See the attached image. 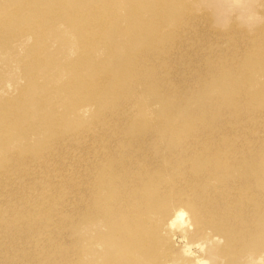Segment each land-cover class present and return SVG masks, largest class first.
Returning a JSON list of instances; mask_svg holds the SVG:
<instances>
[{"label": "bare ground", "instance_id": "6f19581e", "mask_svg": "<svg viewBox=\"0 0 264 264\" xmlns=\"http://www.w3.org/2000/svg\"><path fill=\"white\" fill-rule=\"evenodd\" d=\"M2 1L0 0V12L6 16L3 17L4 19H0L1 44L6 42V45L10 44L15 34L20 35L22 30L26 29V32L36 37L34 45L39 47L43 39L42 33L47 28L57 27V24L61 22L70 28L69 32L74 37L73 41H75L80 51L76 58L71 60L74 65L69 68V70L75 71L74 76L77 82L68 84L64 89V93L71 98H77V100L70 103L69 108H63L64 112L78 113L79 102L82 103L90 97L95 101L96 115L99 117L109 116L108 112H117L119 108H123V112H120L119 117L123 115L127 121L125 124L121 121L123 125L118 123L107 134L105 130L96 133V139L100 141L116 140L117 144H108L109 167L104 168L108 160L99 164L98 167H95L94 164L89 165L90 174L88 178L96 176V172L102 168L104 169L101 175H108L102 178H100V175L97 177L100 179L96 186L95 197L92 195L94 178L90 180L92 188H88L86 185V189H89H87L88 192L84 190L83 186H79L78 190L75 191V221L73 219L74 215L70 214L73 216V222L68 224L69 226L66 229L64 227L65 230L62 231L68 233L69 241L66 242V246L60 244L55 246L53 240H48L49 242H46V244L41 240L42 247L37 248V252H35L38 254L35 257L36 264H95V259L92 258V254L95 252L114 254L101 264H108L110 261L119 264H144L145 260L148 264H173L170 259L163 260L166 255L174 251V234L169 236L165 232L175 211L180 208L186 209L190 214L194 225L192 230L195 233L205 236V232L207 235L210 231L209 237L218 235L227 238V249L224 251L222 248L224 253L236 246H242L244 249H249L251 246L248 261L251 264H256L257 259L264 255V50L260 52L258 49H254L252 53L249 50L248 55L251 57L249 64H241L244 77L241 81H244L243 83H233L232 85L229 83V86L224 84L219 91L218 96L221 97L220 99L212 95V89H210L212 94L208 92L205 98H201L205 99L202 101L192 92L188 95L186 92H178L176 95L171 94L170 90L176 89L178 91L179 87L173 86L176 88H172L168 85L167 75L162 77L160 71L156 70V72L151 67L142 68L147 65L148 61L151 62L150 59L155 55V51L163 39L171 41L175 38V33L178 31L174 32V29L169 27L172 24L175 27L177 22L182 20H185V24L188 22L187 17L190 14L187 10L189 8L184 5L182 0H175L176 12L171 8L172 0H154L149 4H145L148 0H82V3L78 6L75 5L73 0H28L29 3L16 0L14 4L11 3V0ZM13 5L16 7L14 11H12ZM28 9L31 11L33 20L23 23L22 16L29 12ZM119 9L125 10L122 17L117 14ZM82 12L88 17V22H82L78 19ZM193 15L195 16V14ZM68 16H75L76 19L69 20ZM175 16L178 19L177 22H173ZM188 25L191 24L188 22ZM125 41L130 43L131 46L124 44ZM237 42L239 43V41ZM164 43L165 47L169 44H166V41ZM70 44L72 43L69 40ZM170 45H173V43H170ZM175 45L177 44L175 43ZM260 47L262 46L260 45ZM246 50H241V54L242 51L245 52ZM227 51L225 52L227 53ZM177 52H179L178 49ZM101 53H106V57L100 55ZM99 55L101 57H98ZM174 60H178V58ZM30 62L32 63L28 64L27 68H39L37 59H31ZM142 62L144 64H141ZM84 64H88V67H90V74L85 78L82 71L85 68ZM111 64H116L117 69L111 67ZM178 64L177 67H179ZM57 68L60 69V66L58 65ZM215 72H212V79H215L218 74L219 77L225 78L235 76L234 71L228 68ZM179 75L181 74L179 73ZM49 81L48 78L40 82L33 77V83L37 87L30 88L29 86L24 93L36 92L38 94ZM130 82L136 84L140 95H138V90L131 91L132 89L127 86ZM207 83L210 87L212 82L208 81ZM37 97L34 100V105L40 113L54 106L53 102L56 99H63L60 94L52 98L46 94H43L39 99ZM176 98L184 102V104L182 102L184 110L181 112L184 113L185 117L176 119L180 114L178 111L164 112L166 114L160 117L158 112V114H155L153 108L155 104L163 108H173L176 106ZM21 99L26 100L24 97L19 100ZM140 99H145L141 106L138 101ZM242 99H245V104L241 103ZM223 101L227 102L230 108L250 109L256 108L260 103L262 108L248 111L247 120L242 119L241 123L238 124L208 123L206 119L209 118L210 108H216L217 110L218 103L223 108ZM6 104L8 106L0 108V116L10 118L11 121L8 124L15 121L12 125L8 126L7 124L5 127V129L13 132V126L18 121L23 122L26 120L21 118V111L24 108L19 107L23 103L20 101L18 105L14 106L12 102ZM135 105L140 107L137 109L141 110L140 117L144 120L142 123L134 124L131 122V112L136 109V107H133ZM212 110L214 111V109ZM221 111L223 112V110ZM216 113L218 115V111ZM225 120L227 121V119ZM38 121L42 123L40 129L48 135V143L52 140H55V144L61 143L77 132L75 119H64L63 115L57 116L54 111H51L49 115H42ZM46 123L54 124L52 129L46 130L43 128ZM124 143L126 144L124 146L126 150H122ZM126 151L127 153H125ZM14 153L8 154L4 157V160H1L0 170L9 163H12L11 167L16 166L18 169L20 166L26 165L29 166L28 169L25 168L27 178L22 180L19 177L20 179H18L19 174L17 173L20 171L14 172V170H11L12 168H7L0 172V186L2 189H8L10 186H14L12 185L14 182L20 181L17 186L26 192L28 190L30 192L31 189L32 192L29 197L33 201L36 194L40 195L42 193H36L35 191V194L33 193L34 187L37 188L38 184L36 182H38L40 174L35 178L30 176L28 181L27 179L43 159L35 162L37 163L35 168V164L31 160L34 157L30 158L32 154L23 156L20 152ZM39 156L41 158L42 155ZM91 170H94V172H91ZM4 178H7V180L5 181ZM45 179L49 180L48 177ZM56 181L57 179L54 181L55 185ZM59 182L61 181L59 180L57 185ZM42 183L39 184L42 185ZM61 183L64 184V181ZM50 184L54 186V184ZM41 185L39 186L41 187ZM45 188H47L46 185ZM26 194L29 198L28 193ZM65 196L67 197L66 194ZM25 197L26 195L22 198ZM39 199L41 200H37L42 201V198ZM37 200L33 209L32 206H29L31 207L30 212L43 209V207L37 206L42 203H37ZM59 200L61 202L60 198ZM53 202L55 203L54 199ZM63 203L61 202V204ZM47 206L50 207V205ZM7 209L9 211V208ZM7 209L5 208L6 213L2 215V218L8 215ZM51 213L50 215H55ZM69 218L63 216L61 219L64 221L69 220ZM52 222L56 221H53L52 218L45 220V223L49 225H52ZM69 222L71 221L69 220ZM24 226L26 225L24 224ZM60 226L62 227V225ZM82 228L88 229L91 233L98 231V236L90 241L88 246L83 244L87 239L85 233L80 230ZM44 229L46 230V227ZM25 233L28 234L29 232ZM188 233L189 231L186 233L187 236ZM98 238L100 239L96 246L94 242ZM81 244L83 250L80 251ZM246 244H250L249 248L244 247ZM47 245L51 247L50 250L48 249L49 251L45 249L48 248ZM103 246L106 250L103 249ZM90 249L91 251L88 253Z\"/></svg>", "mask_w": 264, "mask_h": 264}, {"label": "rangeland", "instance_id": "374dc122", "mask_svg": "<svg viewBox=\"0 0 264 264\" xmlns=\"http://www.w3.org/2000/svg\"><path fill=\"white\" fill-rule=\"evenodd\" d=\"M17 1L29 3L28 0H17ZM73 1L76 6L82 3V0H76V1L73 0ZM153 1L154 0H148V2L145 4H149V2L151 3ZM182 1L184 5L188 6L189 8L187 11H188V14H190V16L187 17L189 19L187 20L191 25L189 26L188 22L185 24V20H182L181 22H177L178 19L175 16L173 18L174 20L173 22H177V24L175 27H173V24H172L171 25L172 27L170 26L169 28H173L174 32L178 31L175 33L176 39L174 38L171 41H169L168 39H163L161 44L157 47L155 51V55L152 58L154 61L150 59L151 62L148 61L147 65L146 66L144 65L145 67L143 66L142 68L151 67V69L155 71L156 70L160 71V74L162 75V77L163 76L166 77L167 75L166 80L168 81V85H170L172 88H176L173 86L179 87L177 89L178 91H176V89L170 90V93L173 95H176L178 92L179 93L186 92L188 95L189 93L192 92L193 94L197 96L198 99L204 101L205 99H201V98H205V96H207V93L209 92L210 94L213 93L212 95H215L216 97H219L220 99L221 97L218 96L219 91L224 84H227V86H229V83L232 85L233 83L237 84V83L244 82V81H241L244 79L243 69H242L243 67L241 66V64L243 65L249 64V61L251 60L250 55H248L249 50L251 51L250 53H252V50L254 49H258L260 52L264 50L263 49L264 48L263 47L264 46V43H263L264 42V0H182ZM14 2H16V0H11L12 4H14ZM171 8L174 12L177 11L175 0L171 1ZM15 9L16 7L13 5L12 11H14ZM117 14L122 17L125 14V10L119 9ZM193 14H195V16ZM0 16H1L0 19H4L3 17L6 15L0 12ZM22 17H23L22 20L24 21L23 23H27L33 20V18H31V11L25 13ZM68 18H70L69 20L76 19L75 16H68ZM78 19L82 22H88L89 20L84 12H82V14L78 17ZM66 20L68 19L66 18ZM12 22L14 23V20ZM29 24H32V23H29ZM29 24H26V25H29ZM192 28L194 29L192 30ZM69 29L70 28L67 27L65 23L63 22L58 23L57 27L47 28L42 33L43 39L41 40L39 47L34 45L36 37L30 34L29 32H26L25 31L26 29H23L20 35L15 34L10 44L6 45L7 42L4 44L0 43V108L2 106L3 107L8 106V104H6L7 102H12L14 106V105H18L19 102L22 101L23 103L22 106H19L21 108H24L22 109L23 112L21 111V118L26 119L23 122L18 121L13 126L14 131L10 132V130L5 129L6 125L11 121L10 118H7V117L2 118L0 116V162L1 160H4V157H6L8 154H13L14 152H20L23 154V156L25 155L30 156L32 154L30 158L34 157L31 160H33L32 162L35 164V168L37 165V163L35 162H37L39 159H43V160L41 164H39L38 167L30 173L27 181L29 180L30 176H33V178H35L39 174H40L39 175L40 178L38 182L42 180L39 183H42L43 180L47 177L51 181L50 182L49 180L45 179L42 185L36 182L38 184V185L36 184L38 189L35 186L34 187L35 190L33 189V193L35 194V192L36 193L42 192L40 193V195L36 194V198L38 195L37 199L41 200L39 198H42V201H38L36 198H34V200L32 201V198L29 197L32 192L31 189H30V192H28L29 190L27 192L24 190L22 191L21 188L17 186L18 182L20 184V181L14 182L12 184L14 186H10L11 188L9 187L8 189H2V187L0 186V190L2 189V192L0 193V264H36L35 257L38 254H36L35 252H37V248L42 247L41 240H43L45 244L46 242L47 243L49 242L48 240H53L55 246L59 244L66 246V242L69 241V235L66 231H65L66 233L65 232L63 233L62 231L65 230L66 227L69 226L68 224L73 222V219L75 221V214H76L75 212V203H76L75 191L78 190L80 185L83 186L85 191L88 188H92L91 186L92 183H90L91 182L90 180L94 178L92 195L93 197H95V190H96V186H97L99 179L108 175V174L101 175L103 169L106 167H109L108 164L110 160V155L107 149V147H109L108 144H111V145L117 144L116 140L115 141H111V140L100 141L96 139L95 138L96 133L98 131L105 130L107 134L108 131H110L118 123L125 124L127 122L124 119L123 115L119 117L120 112L121 113L123 112V108H119L117 112L114 111L115 113L108 112L107 114H109V116L106 115L105 117H99L98 115H96L97 108L94 105L95 101L90 97H88L87 100L82 103L79 102L80 104H78L79 105L78 113L72 114V112L70 111L64 112V110H62L63 108H69L70 107L69 104L77 100V98H71L68 94L64 93V89L67 87L68 84L77 82L74 76L75 71L69 70V68L72 65H74L72 64L71 60L76 58V56L79 54V51H80L79 48H77L75 41H73L74 37L69 32ZM184 29L186 30L184 31ZM190 31L191 32L193 31V32L191 33ZM185 32L188 34L186 35ZM189 34H191L193 37H190L191 35ZM181 35L182 36L184 35V36L182 37ZM177 38H178V41L180 39L179 42L181 44L178 41H177L178 43L176 42ZM184 39H185V42H184ZM69 40L72 43L70 45H69ZM252 40L255 41L256 43L255 45H254V41L252 42ZM165 41H166V44L169 43L166 45V47L164 45ZM237 41H239V43ZM259 41L261 44L259 43ZM170 43H173V45H170ZM175 43L177 45H175ZM124 44H126L129 47L131 46V44L128 43L127 41H125ZM218 44L220 45L218 46ZM238 44L240 45L242 44L241 45L242 47ZM236 45L240 46L239 47L240 49ZM260 45L262 47H260ZM160 46L162 47L160 48ZM233 48L234 49L238 48V49L235 51ZM177 49L179 52H177ZM231 49L232 51H230ZM245 49L247 50L245 52L242 51V54H241V50H245ZM258 50H255V51L257 52ZM225 51H227V53ZM238 52L240 53L238 54ZM174 53H176V55H174ZM100 55H104L106 57V53L104 54L101 53ZM100 55L98 57H101ZM189 57H190V60H189ZM177 58L178 60H174ZM31 59L38 60L39 62L38 69L27 68L28 64L32 63L30 62ZM181 59H182V62H181ZM236 61L238 62L236 63ZM176 62L181 64V65L178 64V66L181 68L177 67ZM185 62L186 64H184ZM141 64H144V62H142ZM182 64H183V67L186 68L185 70L182 67ZM58 65L60 66V69L57 68ZM115 66L117 65L111 64V67H114V69H117V67ZM84 67L85 68L82 69V71H83V77L85 78L90 74V67H88V64H84ZM223 68H228L229 70L234 71L235 76L230 77V78L229 77L225 78L221 76L222 77L221 78L219 77V74H218L215 77V79H212L213 78L212 72L222 70ZM179 73L181 75H179ZM188 75L190 78L188 77ZM33 77L37 78V80H39L40 82L48 78L50 79V81L45 84V87L41 89L38 94L36 92H32V93L28 92L25 94L24 92L29 88V86L30 88L37 87V85L33 83ZM208 81L212 82L210 87L208 86V83H207ZM189 85L193 87L191 88V86ZM127 86L132 89L131 91L138 90L136 88V84L134 85L133 82H130ZM194 89L197 91H195ZM210 89H212V93L210 92ZM250 91H251V88H250ZM137 92H138V95H140L139 90ZM43 94H46L50 98L56 97L58 94H60L63 96V99H56V101L53 102L54 106L48 109H45L43 110V113H40L37 110V108H35L34 100L36 99L37 95H38L37 99H39V97H41ZM21 97L26 98V100L25 101L23 99L19 100ZM175 100H177L176 101L177 107L175 106L173 108H163L155 104V106H153L155 114L158 112L159 114L158 113L157 114L160 117L166 114L164 112L172 113V112L178 111L180 114L178 117H176V119H181L182 117H185L184 113L181 112L184 110V106H183L184 102L182 100H178V98H176ZM244 100L245 99H242L241 101L242 104H245ZM138 101L140 102L139 105L141 106V104L145 101V99L144 100L140 99ZM156 106L159 108H157ZM222 106L223 108H221V104L218 103L217 110L216 108H210L211 112L208 115L209 118L206 119L208 123L210 124L228 123V125L238 124V123H241L242 119L244 121L247 120L248 111L255 110V109L258 110L259 108H262L261 103L258 104L256 108H250V109L249 108H244V109L243 108H230L228 106V103L225 101L222 102ZM133 107H136V109H134V111L131 112V119H132L131 122L134 124L142 123L144 120L140 117L141 110L137 109L140 107L137 105ZM212 109H214V111ZM221 110H223V112ZM51 111H54L57 116L63 115L64 119H69V120L75 119L76 120L75 125L77 127L76 134H74V136L69 134L71 137L68 140H64L61 143L55 144L56 143L55 140H52V142L50 141V143H48L47 141L48 135H46L44 130L40 129L42 123L39 122L38 119L42 115H49ZM128 111L130 110L128 109ZM216 111H218V115ZM213 114H216V115H213ZM225 119H227V121ZM14 122L15 121H12L11 124H8V126L12 125ZM53 125L54 124L46 123L43 126V128H45L46 130L52 129ZM103 125H106V126H103ZM112 135L114 134L112 133ZM68 142L69 144H67ZM125 145L126 144L124 143L122 150H126L124 148ZM125 153H127V151ZM39 155H42L41 158H39L40 157ZM78 158H79V161H78ZM106 160L108 161L105 164L104 168L100 169V171H97L96 176H91L90 178H88L90 174L89 165L94 164L95 167H98L99 164L103 163ZM29 161H26V162H29ZM75 162L78 164H76ZM11 165L12 163L7 164V166L4 167L2 170L7 169V168L9 169L12 168L11 170H14V172L20 171L19 173H17L19 174L17 177L18 179H20L19 177H21L22 180L27 178L26 169H28L29 166L22 165L19 167L18 165L20 169L19 170L18 168H16V166L11 167ZM2 170H0V172ZM91 172H94V170H91ZM24 174L26 175V177ZM99 175H100V178L98 179L97 177ZM0 178H1V174H0ZM56 179L57 181L55 182L56 183L55 185L54 181ZM4 180L6 181L7 178H4ZM59 180L61 182L64 181V184L65 185L67 184L66 187L61 182H59V184L57 185ZM66 181L68 183H65ZM49 182L54 184V186L51 185ZM15 183H16V186H15ZM39 185H41V187ZM45 185L47 188H45ZM74 185H77V186H74ZM86 185L88 187L87 189H86ZM57 186L58 187L60 186L62 188L60 187L58 188ZM42 187L44 188V190ZM47 189H50V190H47ZM66 190H68L67 191L68 193L66 192ZM73 190L74 192H72ZM88 190L86 192H88ZM23 192L28 193L29 198H27V194L26 193L24 194ZM51 192L52 193L56 192L55 194L58 196H56L53 193V197H54L53 198ZM65 194L67 195V197L65 196ZM25 195L26 197L22 198ZM50 198H51V201H50ZM52 198L54 199L55 203L53 202ZM59 198L61 199L62 203L64 200L67 203L64 201V203L61 204ZM36 200H37V203L42 202L41 204H38L37 206L39 207L41 206L43 207V209L41 210L39 209V211L31 210L32 212H30L31 207L29 206H32V209H33L36 204ZM31 201L34 202L33 205H31L32 204ZM51 204L53 207L51 206ZM47 205H50V207ZM58 207L59 209H57ZM5 208L6 209L9 208V211L7 209L9 213H7L8 214L7 216L2 218L3 217L2 215L6 213ZM60 210L61 211L63 210V211L61 212ZM3 211L4 213H2ZM50 213L51 214L54 213L56 216L50 215ZM70 214L71 215L73 214L74 218ZM61 216L62 217L65 216L68 218L70 217L69 220L71 222H69L68 219L63 221V219H61L62 218ZM56 217L58 218L56 219ZM44 218L45 220L47 218H52L53 221H56V222H52L53 224L49 225L48 223H45ZM37 219H39L40 221ZM30 223L32 224L33 227L31 226ZM24 224L27 227L24 226ZM29 224L30 226H28ZM63 224L64 225L67 224V225L64 226ZM60 225H62V227ZM42 226L43 227L45 226L46 230L44 229L45 227L43 228ZM59 226L61 227V229L59 228ZM25 228L27 229L25 230ZM48 229H50V231L54 233H51L50 231H48ZM80 230L83 233H85V238L87 239V241L83 243L85 246H88L89 242L93 241L95 237L98 236V231H95V233L94 232L91 233L86 228H82ZM27 231L29 232L28 234L25 233ZM43 231H46V232H43ZM36 233L38 234L39 238L37 237ZM165 233H167L169 236L174 234L173 237L175 236L177 237V239L173 238L174 251L166 255V257L163 260L165 261L167 259H170L173 262V264H195V258L185 257L181 251L183 247V245L179 241V237L181 234L179 232L173 233L169 230V228H167ZM209 233L210 231H208L206 235V232H205V236L195 233L194 230H191L188 233L187 239L190 243H196V242L208 243L210 240H212L213 237H219L220 240H222V243H209L206 249V253H199V256H201L202 258L211 260L212 264H251L248 261V256L252 248L251 246L250 248L248 247L250 244H246L244 246L245 248L247 247L249 249H244L242 246H236L233 249L229 250L227 253H224L225 249H227V246H228L227 238L222 237V236L220 237L218 235L209 237L208 236ZM99 239L100 238H98L96 242H94L96 246L99 243ZM47 246L48 248H45V249L46 251H49L51 247H49V245ZM222 248L224 251H222ZM81 249L83 250L82 244L80 246V251ZM103 249L106 250L104 246H103ZM90 251L91 249L88 251V253ZM113 255L114 254H111L110 252L107 254H100V253L95 252L94 254H92V258L95 259V264H101L102 262H104L109 257H112ZM108 264H119V263L110 261ZM144 264H148V262L145 260Z\"/></svg>", "mask_w": 264, "mask_h": 264}, {"label": "clouds", "instance_id": "9594fccd", "mask_svg": "<svg viewBox=\"0 0 264 264\" xmlns=\"http://www.w3.org/2000/svg\"><path fill=\"white\" fill-rule=\"evenodd\" d=\"M168 228L171 232H179L180 243L183 245L181 251L185 257L195 258V264H212V261L199 256V253H206V249L209 243H222L219 237H213L208 243L196 242L190 243L187 239L186 233L194 228L191 220V216L184 208H180L175 211L172 219L168 223ZM177 239V237H173ZM256 264H264V255H261Z\"/></svg>", "mask_w": 264, "mask_h": 264}]
</instances>
